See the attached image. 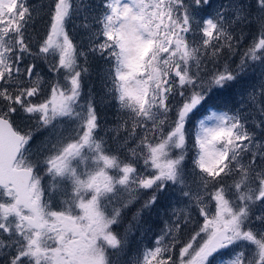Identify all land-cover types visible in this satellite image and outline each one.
I'll return each mask as SVG.
<instances>
[{
    "label": "snow or ice",
    "instance_id": "1",
    "mask_svg": "<svg viewBox=\"0 0 264 264\" xmlns=\"http://www.w3.org/2000/svg\"><path fill=\"white\" fill-rule=\"evenodd\" d=\"M0 264H264V0H0Z\"/></svg>",
    "mask_w": 264,
    "mask_h": 264
},
{
    "label": "trees",
    "instance_id": "2",
    "mask_svg": "<svg viewBox=\"0 0 264 264\" xmlns=\"http://www.w3.org/2000/svg\"><path fill=\"white\" fill-rule=\"evenodd\" d=\"M217 3L220 2V0H216ZM35 30L40 33L44 30L45 25L42 21L37 20V22L34 25ZM72 30V26L69 25V31L71 32ZM237 62H238V58H237ZM44 73H47V68H44ZM87 87H91L94 88L97 92L101 91L100 88V84L99 81L96 79L95 76H93L92 80L88 83ZM87 91V88L85 89ZM231 99L230 94H223L220 97V101L226 102L229 101ZM100 114H101V123H111L113 121L114 118V112H115V108L112 107L111 105H102L99 109ZM189 145H191V141H189ZM192 153L190 152L189 155H191ZM160 211H163V209H159L158 212L154 211L150 216L146 217L147 219V224L151 226L152 228V232L148 233V236L144 238L145 243H150V238L154 235H158L159 231L161 228H163L164 226V220H165V215H161V216H157L156 213H159ZM131 218V214H129L128 219L130 220ZM136 238L140 237V233L137 232L136 234ZM133 251H135V246H133Z\"/></svg>",
    "mask_w": 264,
    "mask_h": 264
},
{
    "label": "rangeland",
    "instance_id": "3",
    "mask_svg": "<svg viewBox=\"0 0 264 264\" xmlns=\"http://www.w3.org/2000/svg\"><path fill=\"white\" fill-rule=\"evenodd\" d=\"M157 216H161V215H164V210L163 211H160L159 213H156ZM166 219V217H165ZM160 232V231H159Z\"/></svg>",
    "mask_w": 264,
    "mask_h": 264
}]
</instances>
